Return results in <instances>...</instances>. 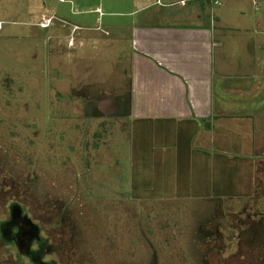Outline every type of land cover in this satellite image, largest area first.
I'll return each instance as SVG.
<instances>
[{
    "label": "rangeland",
    "instance_id": "1",
    "mask_svg": "<svg viewBox=\"0 0 264 264\" xmlns=\"http://www.w3.org/2000/svg\"><path fill=\"white\" fill-rule=\"evenodd\" d=\"M84 1L0 0V166L7 167L0 172V182L16 185L37 173L39 187L56 190L59 198L65 191L73 207L83 205L77 209L86 228L88 264H203L207 257L201 241L209 236L203 230L219 219L224 237L218 236L220 243L213 247L222 245V254L213 252L209 263L264 264V239L258 228L264 195L225 198L213 204L143 198L140 190L141 197L134 195L124 124L127 111L113 112L110 105L100 103L109 99L110 104L113 99L107 88L111 78L100 80L102 69L108 72L111 59L128 54V40L119 48L121 40L104 46L91 40L80 44L75 37L69 42L72 30L74 36L84 29L100 36L82 26L84 20L94 23L96 15L79 13L88 9ZM114 1L102 0L101 5L104 11L119 12L100 13L98 21L107 26L110 36L114 24L120 23L125 33L124 24L133 18L140 21L154 10H264L263 0H256L257 4L252 0H184L183 6L180 1L165 4L170 1L158 0L143 8L156 0H137L136 6L133 0ZM40 13L44 14L39 17ZM36 23L49 26L41 29ZM73 23L79 27L69 30ZM78 53L88 54L83 69L85 60L88 72L95 69L90 86L84 80L87 71L76 64ZM82 87L84 93L79 92ZM126 97L120 101L123 107ZM88 99L95 102L96 111L86 109L91 105ZM27 195L32 198L31 193Z\"/></svg>",
    "mask_w": 264,
    "mask_h": 264
},
{
    "label": "crops",
    "instance_id": "2",
    "mask_svg": "<svg viewBox=\"0 0 264 264\" xmlns=\"http://www.w3.org/2000/svg\"><path fill=\"white\" fill-rule=\"evenodd\" d=\"M84 3L88 9L79 13L96 15L82 26L100 36L85 29L74 36L79 24L73 23L69 42L121 40L119 48L128 40V54L111 59L108 72L102 69L100 80L111 78L113 99L100 103L127 111L134 195L202 202L263 195L264 10H154L124 24L125 33L114 24L110 36L98 23L100 13L119 11H104L102 0ZM93 74L85 73L88 86Z\"/></svg>",
    "mask_w": 264,
    "mask_h": 264
},
{
    "label": "flooded vegetation",
    "instance_id": "3",
    "mask_svg": "<svg viewBox=\"0 0 264 264\" xmlns=\"http://www.w3.org/2000/svg\"><path fill=\"white\" fill-rule=\"evenodd\" d=\"M43 14L40 13L39 17ZM36 25L41 29L49 26L47 24L42 27L38 23ZM54 56L53 53L50 58ZM83 56L77 57L76 64L80 69H83ZM90 72L95 73V69ZM70 76L72 77L71 72ZM83 89L84 87L79 89V92L84 93ZM89 99L95 100V96H90ZM88 102L91 105L86 109L89 111L98 109L92 105L94 102L90 100ZM3 166H0V172L7 168ZM31 175L25 176L24 182L16 185H10L8 180L0 182V264H86V262L88 264L86 257L88 249L84 241L86 228L83 226V220L78 218L82 212L77 209L83 205L73 207L65 191L61 194L63 198L56 197V190L39 187L35 181L37 173ZM28 193H31L32 198H27ZM206 203L213 204L212 201ZM209 217L211 219V216ZM221 223L219 219L216 224H206V230H203V234L208 231L209 235V238L201 241L206 248L207 257L203 264H210L209 257L213 252L219 251L218 253L222 254V245L217 246L218 250L213 247L214 243H220L219 238L224 237L220 232ZM258 223L260 239L263 241V213L259 216ZM76 255L84 257L80 256L78 259Z\"/></svg>",
    "mask_w": 264,
    "mask_h": 264
}]
</instances>
